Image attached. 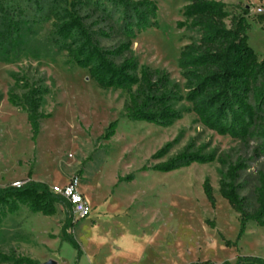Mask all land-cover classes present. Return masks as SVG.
Returning <instances> with one entry per match:
<instances>
[{"label":"rangeland","instance_id":"1","mask_svg":"<svg viewBox=\"0 0 264 264\" xmlns=\"http://www.w3.org/2000/svg\"><path fill=\"white\" fill-rule=\"evenodd\" d=\"M158 5V28L141 32L132 44L133 55L142 65L169 72L185 95V80L178 67L189 33L177 27L187 0H154ZM230 17L243 5L256 7L264 0H224ZM253 24L249 43L264 57V30L259 16L248 14ZM50 23L33 28L9 63H0V188L29 178L46 183L52 190L75 176L91 207L86 218L72 206L58 205L54 216L33 213L26 207L10 215L0 226V251L30 256L41 264H192L212 261L236 262L239 257L264 259V226L249 222L240 234V216L219 193V180L226 165L218 160L193 162L173 171L152 168L193 144L192 151L215 154L226 163L254 156L253 143L245 144L219 135L184 112L172 126L132 120L124 115L127 93L101 88L88 70L68 63L65 52L48 40ZM106 41L113 45L117 41ZM12 73L27 74L44 81L50 89L44 110L52 116L42 121L35 143L27 114L8 101L14 85ZM187 109L185 99L177 104ZM118 120L115 135L101 139L109 125ZM177 139L161 159L152 156ZM247 173L264 171V156L250 161ZM32 173L29 177V173ZM211 179L216 206L208 201L203 184ZM243 195L253 188V178L243 176ZM69 218L79 247L63 236ZM215 227H213V224ZM230 241V245L226 244Z\"/></svg>","mask_w":264,"mask_h":264},{"label":"trees","instance_id":"2","mask_svg":"<svg viewBox=\"0 0 264 264\" xmlns=\"http://www.w3.org/2000/svg\"><path fill=\"white\" fill-rule=\"evenodd\" d=\"M187 1L183 19L177 22V27L188 32L190 39L178 58L185 95L169 72L141 65L133 55L132 44L138 35L159 27L158 5L154 0H0V63L12 62L31 30L50 23L48 40L66 53L69 64L88 70L101 88L127 93L125 117L172 126L183 118L184 112L191 111L201 124L219 135L253 143L254 156L238 158L234 163H226L215 154H204L201 148L192 151L190 143L176 156L142 168L169 172L193 162H222L227 168L219 180V193L239 213L241 237L249 222L264 226V171L260 170L256 176L247 173L250 161L264 156V57L260 59L249 43L248 33L253 24L247 15L251 6L243 5L242 12L232 16L228 25L230 13L226 2ZM256 15L259 16L257 23L264 30V14ZM115 36L116 43L105 44ZM12 77L14 85L8 91V101L26 112L32 140L36 143L42 121L52 116L44 110L50 89L44 81H33L27 74L12 73ZM183 99L190 103L189 108L177 107ZM117 125L118 120L113 121L101 139H111ZM176 141L168 142L152 159L165 157ZM245 174L253 178V188L247 195L242 194ZM203 188L215 207L216 196L209 177L205 178ZM60 204L72 206L46 183L30 178L20 187L0 188V226L22 207L54 216ZM73 227V219L69 218L63 227V236L79 247L70 232ZM226 244L231 243L226 241ZM0 264L41 263L14 251H0ZM221 264H264V259L243 256L234 263Z\"/></svg>","mask_w":264,"mask_h":264},{"label":"built area","instance_id":"3","mask_svg":"<svg viewBox=\"0 0 264 264\" xmlns=\"http://www.w3.org/2000/svg\"><path fill=\"white\" fill-rule=\"evenodd\" d=\"M250 14H264V4L250 8ZM26 181H18L13 183V186L20 187ZM81 179L75 176L69 183L63 187L55 186L52 191L64 196L72 203L74 213L80 218H86L91 214V207L85 200L84 195L79 189Z\"/></svg>","mask_w":264,"mask_h":264},{"label":"water","instance_id":"4","mask_svg":"<svg viewBox=\"0 0 264 264\" xmlns=\"http://www.w3.org/2000/svg\"><path fill=\"white\" fill-rule=\"evenodd\" d=\"M45 264H54V263H53V261H49V262H47Z\"/></svg>","mask_w":264,"mask_h":264},{"label":"crops","instance_id":"5","mask_svg":"<svg viewBox=\"0 0 264 264\" xmlns=\"http://www.w3.org/2000/svg\"><path fill=\"white\" fill-rule=\"evenodd\" d=\"M222 1H224V0H222ZM240 1H242V0H238V2H240ZM245 0H243V2H244ZM224 2H226V1H224ZM261 26V25H260Z\"/></svg>","mask_w":264,"mask_h":264}]
</instances>
